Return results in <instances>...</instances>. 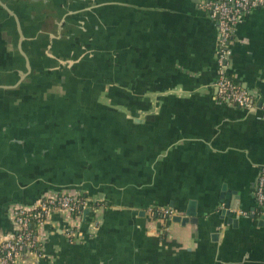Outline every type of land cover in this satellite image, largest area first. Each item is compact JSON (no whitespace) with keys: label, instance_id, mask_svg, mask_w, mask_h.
<instances>
[{"label":"crops","instance_id":"crops-1","mask_svg":"<svg viewBox=\"0 0 264 264\" xmlns=\"http://www.w3.org/2000/svg\"><path fill=\"white\" fill-rule=\"evenodd\" d=\"M202 2L0 0V85L27 71L0 87V237L13 233L12 206L49 190L104 202L81 240L52 212L42 254L23 264H264V223L252 214L264 168V9L228 45L227 70L253 95L240 108L217 101L218 23ZM3 3L21 19L29 74ZM190 202L196 222L148 213L186 214Z\"/></svg>","mask_w":264,"mask_h":264},{"label":"built area","instance_id":"built-area-1","mask_svg":"<svg viewBox=\"0 0 264 264\" xmlns=\"http://www.w3.org/2000/svg\"><path fill=\"white\" fill-rule=\"evenodd\" d=\"M202 5L218 23L217 101L250 108L253 106V95L227 70L228 45L235 26L251 10L264 9V0H203ZM255 197L258 211L252 214L264 217V168H261L256 180ZM103 203L101 197L61 188L49 190L35 202L15 204L10 212L13 233L0 237V264H23L25 255H41L46 237L44 227L54 211H61L65 215L69 223L66 233L70 238L81 240L91 236L99 222L94 219L89 227L83 228L84 212L92 208L96 214ZM148 213L151 218L157 217L161 221L177 214L174 208L168 206H152L148 208Z\"/></svg>","mask_w":264,"mask_h":264},{"label":"water","instance_id":"water-1","mask_svg":"<svg viewBox=\"0 0 264 264\" xmlns=\"http://www.w3.org/2000/svg\"><path fill=\"white\" fill-rule=\"evenodd\" d=\"M4 4V8L8 11V13L13 16L14 20H15V23H16V26H17V30H18V33H19V43H18V47H19V50H21V53L23 54V56L26 58V67H27V70H28V74L31 72V61L29 59V57L27 56V54L25 53V51L23 50L22 48V42L24 41L25 39V35H24V32H23V28H22V22H21V19L19 17V15L17 14V12L15 10H13L12 8H10L9 6H7L5 3ZM72 61H70L71 63ZM25 74H27V71L24 72L22 71L21 72V76L18 78V80L14 83V84H10V85H0V87H18L21 83H22V80L23 78L26 76ZM190 207H189V210H187L186 214H176L174 215L172 218L170 219H167L165 220V223L166 224H169L171 222H179V223H182V224H186L188 222H196L198 220L197 218V215H196V212H194L192 209V203L190 202ZM154 206V205H153ZM92 208H89L88 210H86L84 212V219H86V216H87V213L89 212H92ZM94 213V211H93ZM230 217V219L232 218L233 219V214L229 213V212H226ZM260 223H264V217H262V219L260 220Z\"/></svg>","mask_w":264,"mask_h":264},{"label":"flooded vegetation","instance_id":"flooded-vegetation-1","mask_svg":"<svg viewBox=\"0 0 264 264\" xmlns=\"http://www.w3.org/2000/svg\"><path fill=\"white\" fill-rule=\"evenodd\" d=\"M46 24H47V22H46ZM40 57H41V55H40ZM39 57V59L41 60V58ZM44 58V57H43ZM39 61V60H38ZM41 86V85H40ZM49 86V85H48ZM26 96V95H25ZM27 98H29L30 96H29V94H27V96H26ZM157 218V217H156Z\"/></svg>","mask_w":264,"mask_h":264},{"label":"rangeland","instance_id":"rangeland-1","mask_svg":"<svg viewBox=\"0 0 264 264\" xmlns=\"http://www.w3.org/2000/svg\"><path fill=\"white\" fill-rule=\"evenodd\" d=\"M35 73H36V72H35ZM76 88H77V87H76ZM82 89H83V90H86L85 88H82ZM82 89H81V94L84 95V94L82 93Z\"/></svg>","mask_w":264,"mask_h":264},{"label":"trees","instance_id":"trees-1","mask_svg":"<svg viewBox=\"0 0 264 264\" xmlns=\"http://www.w3.org/2000/svg\"><path fill=\"white\" fill-rule=\"evenodd\" d=\"M232 76V75H231Z\"/></svg>","mask_w":264,"mask_h":264}]
</instances>
